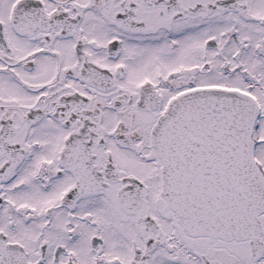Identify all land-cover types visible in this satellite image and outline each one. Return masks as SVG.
Instances as JSON below:
<instances>
[{
	"label": "snow or ice",
	"instance_id": "6c2138e0",
	"mask_svg": "<svg viewBox=\"0 0 264 264\" xmlns=\"http://www.w3.org/2000/svg\"><path fill=\"white\" fill-rule=\"evenodd\" d=\"M0 264H264V0H0Z\"/></svg>",
	"mask_w": 264,
	"mask_h": 264
}]
</instances>
